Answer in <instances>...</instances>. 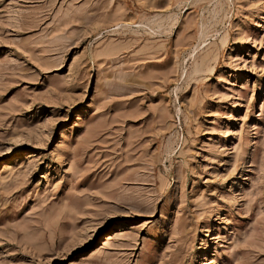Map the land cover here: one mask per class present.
Segmentation results:
<instances>
[{"label": "rangeland", "instance_id": "1", "mask_svg": "<svg viewBox=\"0 0 264 264\" xmlns=\"http://www.w3.org/2000/svg\"><path fill=\"white\" fill-rule=\"evenodd\" d=\"M0 264H264V0H0Z\"/></svg>", "mask_w": 264, "mask_h": 264}]
</instances>
